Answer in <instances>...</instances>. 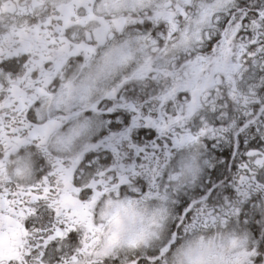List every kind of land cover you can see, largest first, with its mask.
<instances>
[{"label": "snow or ice", "instance_id": "1", "mask_svg": "<svg viewBox=\"0 0 264 264\" xmlns=\"http://www.w3.org/2000/svg\"><path fill=\"white\" fill-rule=\"evenodd\" d=\"M0 264H264V0H0Z\"/></svg>", "mask_w": 264, "mask_h": 264}]
</instances>
